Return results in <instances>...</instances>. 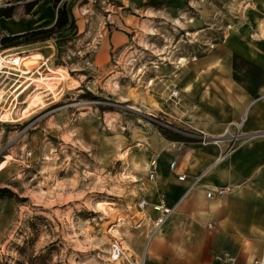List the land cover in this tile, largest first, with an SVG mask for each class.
<instances>
[{
  "label": "rangeland",
  "instance_id": "374dc122",
  "mask_svg": "<svg viewBox=\"0 0 264 264\" xmlns=\"http://www.w3.org/2000/svg\"><path fill=\"white\" fill-rule=\"evenodd\" d=\"M148 1L60 0L57 7H71L76 37L1 45L0 69L32 60L34 72L45 59L53 69L33 81L43 88L28 89L13 114L7 105L20 80L0 78L7 84L0 101V264H107L114 242L140 255L135 203L156 149L168 136L215 140L163 109L176 111L183 101L187 107L178 89L190 80L218 82L225 53L264 50V0ZM30 2L0 0V8L24 18ZM31 23L3 20L0 32ZM175 91L182 95L171 97ZM179 256L168 263L197 264Z\"/></svg>",
  "mask_w": 264,
  "mask_h": 264
},
{
  "label": "crops",
  "instance_id": "0c3cea01",
  "mask_svg": "<svg viewBox=\"0 0 264 264\" xmlns=\"http://www.w3.org/2000/svg\"><path fill=\"white\" fill-rule=\"evenodd\" d=\"M46 1L45 12L41 10L43 0H39L24 18L19 15L0 18V26L3 20L7 23L33 22L30 27L19 26L14 31L7 32L3 27L5 35L44 28L48 23L52 25L56 14L49 8L50 1ZM129 1L135 5L146 0ZM224 58L223 77L218 82L205 85L197 82V78L193 82L190 80V84H183V89H178L188 98L187 107L183 101L176 111L163 109L165 116L176 117L187 128L209 139L220 138V141H165L166 144L161 143V148L156 149L159 153L156 178L146 181L144 194L151 203H156L159 194H165L167 205L176 208L169 222L150 242L152 249L147 252V257L152 264H167L180 259L179 254L181 258L195 257L197 264H227L215 259L220 253L232 256L233 264H251L264 253V50L229 52ZM15 59L9 57L7 60ZM45 60L37 64H41L44 71L37 70L35 75H30L33 73L31 68L36 66L32 60L15 64L17 66L6 65L4 70L16 72L21 79L19 82L26 84L25 92L32 86L37 92L33 81H45L50 77L49 59ZM61 78L64 81L66 76ZM38 86L43 88L44 84ZM13 110L12 107V114ZM240 120L242 138L234 150L226 153L229 146L227 132L233 133V125ZM178 144H181L179 150ZM219 156L224 157L216 161ZM173 160L176 162L174 171L169 169ZM202 173L204 176L197 188L184 195L191 180ZM177 174L185 175L187 181L178 182ZM217 188H228L229 191L222 197H206L208 189ZM148 216L153 219L151 210ZM150 219L142 224L140 236ZM132 250V254L139 256Z\"/></svg>",
  "mask_w": 264,
  "mask_h": 264
},
{
  "label": "built area",
  "instance_id": "2783aa9c",
  "mask_svg": "<svg viewBox=\"0 0 264 264\" xmlns=\"http://www.w3.org/2000/svg\"><path fill=\"white\" fill-rule=\"evenodd\" d=\"M5 35L0 32V47H1V40ZM1 54V53H0ZM9 55H3V57H6ZM11 56V55H10ZM42 65L37 69L38 71L41 70ZM37 70H35L33 73L30 75L37 73ZM5 77L4 80L8 79L6 76H0ZM16 79V78H15ZM18 79V78H17ZM11 80V79H9ZM21 80V79H19ZM3 84V81L0 82V89L5 90V85L4 87H1ZM16 85L15 88H13ZM22 83L18 82V80L13 81V85L11 86L12 94L10 98V102L7 106L12 105V107H17L18 104L22 103V100L19 99L25 92L24 89L26 87V84H23L21 89L17 92L14 93L15 90L20 87ZM7 91H5L3 97ZM21 93V94H20ZM179 92L175 91L171 94V97H178ZM234 132H227V139L229 142V146L227 148V152L229 153L232 150H234L242 138V134L240 133V129L242 126V120H240L238 123L234 124ZM220 141V138L215 139L214 142L218 143ZM181 149V144H178L177 150ZM224 156H219L216 161H220ZM157 168H158V162L156 158H152L148 162L147 166V180L148 181H153L156 178V173H157ZM169 169L174 171L176 169V162L173 160L169 163ZM204 173L201 175L193 178L186 188L185 194L187 195L190 191L194 190L197 188L199 182L203 178ZM176 179L178 182H185L187 181V178L185 175H178L176 176ZM228 188H217L215 190L208 189L206 191V197L211 198L213 196L217 197H222L225 195L226 192H228ZM146 193V191H144ZM142 194L139 196L136 200L135 206H136V213H138L134 227L135 230H138L139 232L141 231V226L144 224V222L149 218L148 213L149 210L154 214L153 219H150L149 223L145 226V231L141 234L143 237V252L139 255H130L127 254V252L122 248L120 244H112L109 248L108 256H107V264H149L148 263V257H147V250L149 247L150 242L154 239V237L159 233V231L162 230V228L169 222L170 218L174 214L176 206H168L166 203V196L165 194H159L157 197L156 203H151L148 198L145 196V194ZM217 261H222L227 264H233L235 259L230 256L228 253H221L218 256H216ZM251 264H264V253L260 258H256L252 261Z\"/></svg>",
  "mask_w": 264,
  "mask_h": 264
},
{
  "label": "trees",
  "instance_id": "16d2710c",
  "mask_svg": "<svg viewBox=\"0 0 264 264\" xmlns=\"http://www.w3.org/2000/svg\"><path fill=\"white\" fill-rule=\"evenodd\" d=\"M39 0H33L27 6L29 12ZM60 0H54L53 7L56 9V19L52 26L48 28H38L26 33L15 36H4L1 40V45L11 44L13 42L24 41L25 43L39 42L53 39L57 43H63L77 35L76 21L72 15L71 7L63 4L57 7ZM156 0H149L148 3H154ZM12 15V8H0V18H10ZM168 132L167 130L163 129ZM170 141H180L178 136H168ZM184 142H188L183 140ZM6 192V190H3ZM5 195V194H4Z\"/></svg>",
  "mask_w": 264,
  "mask_h": 264
},
{
  "label": "bare ground",
  "instance_id": "6f19581e",
  "mask_svg": "<svg viewBox=\"0 0 264 264\" xmlns=\"http://www.w3.org/2000/svg\"><path fill=\"white\" fill-rule=\"evenodd\" d=\"M0 55H1V54H0ZM0 74L5 75L8 79H10V78H9L10 76H14V77L20 79V77H19L18 75L11 73L10 70H3V69L1 68V69H0ZM18 82H19V81H18ZM23 84H24V83H23ZM23 84H22L20 87H18V88L15 90L14 93H17V92L21 89V87L23 86ZM50 85H51V83L48 82L47 86H48L49 88H51V87L53 86V85H52V86L50 87ZM15 87H16V85H15L13 88H15ZM30 88H31V87H30ZM30 88H29V89H30ZM36 88H37V90H41V89H42V88L39 87L38 85L36 86ZM0 90H2V89H0ZM10 92H11V91H10ZM4 93H5V91L3 90V94H2V96H1V98H0V101L3 100V95H4ZM11 94H12V93H11ZM11 94H10V96H11ZM23 95H24V94H23ZM23 95H22V96H23ZM22 96H21V97H22ZM20 99H21V98H20ZM37 99H39V97H37V94L34 95V96L32 97L31 104H32V105L34 104V106H33L32 108H34V107L37 105V104H36L37 101H38ZM22 102H23V100H22ZM0 104H1V102H0ZM10 106H11V105H10ZM10 106H9V107H10ZM9 107H8V108H9ZM3 108L8 109L7 107H2L1 110H2ZM135 207H136V206H135ZM131 237H132V236H131ZM114 243H115V244H119L118 242H114ZM114 243H112V244H114ZM112 244H111V245H112ZM126 252H127V251H126ZM127 254H128V252H127ZM131 255H133V254H131Z\"/></svg>",
  "mask_w": 264,
  "mask_h": 264
}]
</instances>
